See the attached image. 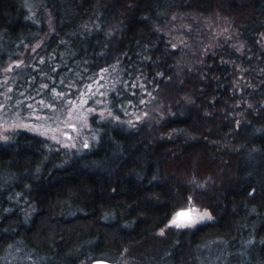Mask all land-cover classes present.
<instances>
[{
  "label": "trees",
  "instance_id": "16d2710c",
  "mask_svg": "<svg viewBox=\"0 0 264 264\" xmlns=\"http://www.w3.org/2000/svg\"><path fill=\"white\" fill-rule=\"evenodd\" d=\"M20 60L14 95L57 108L111 69L115 116L137 80L162 108L71 161L0 143V264H264V0H0V70ZM191 204L214 221L161 236Z\"/></svg>",
  "mask_w": 264,
  "mask_h": 264
},
{
  "label": "rangeland",
  "instance_id": "374dc122",
  "mask_svg": "<svg viewBox=\"0 0 264 264\" xmlns=\"http://www.w3.org/2000/svg\"><path fill=\"white\" fill-rule=\"evenodd\" d=\"M213 25L215 26L208 31L212 33L211 42H221L226 37H221L224 33L230 34L225 24L224 27ZM37 48L36 46L33 50ZM22 64L23 61L20 60L0 70V88L4 89L0 93V143H9L19 132H27L44 139L50 153L59 154L64 161H71L97 144L99 133L94 123L113 120L136 130L144 121H151L150 124H153L161 114L162 107L152 98V93L146 92L143 81L137 80L135 84L138 86L133 88L142 90L140 105L134 106L122 117L115 116L110 111V93L116 83L113 79L115 71L111 69L100 73L97 80L85 84V89L78 96L57 108L42 97H33L30 87L24 93L14 95L21 89L15 83L11 85V79ZM182 211L188 214L178 216ZM173 220L176 223H171ZM189 220L194 223L189 224ZM212 221L214 218L208 210L191 204L178 210L160 231V235L164 236L169 230H193L200 224ZM118 260L119 264L129 263L127 259L124 260V256Z\"/></svg>",
  "mask_w": 264,
  "mask_h": 264
},
{
  "label": "water",
  "instance_id": "95a60500",
  "mask_svg": "<svg viewBox=\"0 0 264 264\" xmlns=\"http://www.w3.org/2000/svg\"><path fill=\"white\" fill-rule=\"evenodd\" d=\"M182 212L185 213V211H182ZM179 213H181V212H179ZM186 214H188V213H186ZM98 261L103 262V264H117L115 262H111V261L103 260V259L94 260L91 264H97Z\"/></svg>",
  "mask_w": 264,
  "mask_h": 264
},
{
  "label": "snow or ice",
  "instance_id": "6c2138e0",
  "mask_svg": "<svg viewBox=\"0 0 264 264\" xmlns=\"http://www.w3.org/2000/svg\"><path fill=\"white\" fill-rule=\"evenodd\" d=\"M184 215H186V213H184V212L178 213V216H184ZM171 223H176V221L173 220V221H171ZM188 223H189V224H190V223H194V221L189 220ZM177 226H180V225L178 224ZM97 264H103V262L98 261Z\"/></svg>",
  "mask_w": 264,
  "mask_h": 264
}]
</instances>
